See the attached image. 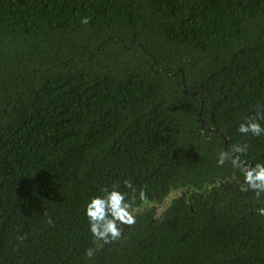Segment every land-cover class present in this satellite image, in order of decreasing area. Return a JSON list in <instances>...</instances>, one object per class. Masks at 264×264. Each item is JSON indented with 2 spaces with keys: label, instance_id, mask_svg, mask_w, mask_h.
Segmentation results:
<instances>
[{
  "label": "trees",
  "instance_id": "trees-1",
  "mask_svg": "<svg viewBox=\"0 0 264 264\" xmlns=\"http://www.w3.org/2000/svg\"><path fill=\"white\" fill-rule=\"evenodd\" d=\"M250 118L264 0H0V264H264ZM113 187L136 223L106 244L86 206Z\"/></svg>",
  "mask_w": 264,
  "mask_h": 264
},
{
  "label": "clouds",
  "instance_id": "clouds-1",
  "mask_svg": "<svg viewBox=\"0 0 264 264\" xmlns=\"http://www.w3.org/2000/svg\"><path fill=\"white\" fill-rule=\"evenodd\" d=\"M82 23H88V18L84 17ZM238 131L243 134L252 133L253 135L260 136L264 133V127L255 119H248L246 123L239 125ZM246 147V146H245ZM234 152L245 151L244 147L237 145ZM229 154L221 152L218 163L223 165L225 158ZM233 164L237 167L240 166L238 160H233ZM129 188H131L130 182H125ZM244 184L247 188L242 190H253L259 197L260 193H264V164L256 163L255 166L247 167L244 169ZM104 195L93 197L86 206V216L88 217L90 224V231L97 240H102L104 243H112L121 238L123 234L124 226L131 227L136 223L135 211L133 202L135 201V195L131 200L127 198V194L119 191L116 187L112 190L104 189ZM135 192V190H133ZM139 198L141 201L145 200V192L143 189L139 192ZM259 213L264 215V208L259 209ZM47 216V213L44 214ZM47 222L51 225L53 221L51 217H48ZM26 237L20 236L19 240L23 241ZM87 256L93 255V250L88 249Z\"/></svg>",
  "mask_w": 264,
  "mask_h": 264
},
{
  "label": "water",
  "instance_id": "water-1",
  "mask_svg": "<svg viewBox=\"0 0 264 264\" xmlns=\"http://www.w3.org/2000/svg\"><path fill=\"white\" fill-rule=\"evenodd\" d=\"M178 71H182V69H178ZM183 80H184V79H183ZM184 91H185V93H188L187 90H184ZM194 93H196V92H194ZM203 123L206 124L205 121H203ZM210 129H212V127H209V130H210ZM234 154H237L236 160H238V162H239L241 165H246L245 168L253 166V162H252V161H250V162H247V161H245V160L240 161V155H239V152H233V153H231V155H234Z\"/></svg>",
  "mask_w": 264,
  "mask_h": 264
}]
</instances>
